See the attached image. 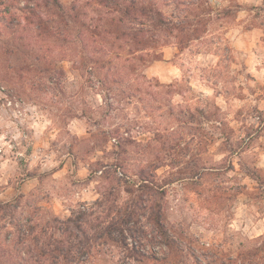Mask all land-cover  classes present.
<instances>
[{
    "label": "clouds",
    "instance_id": "9594fccd",
    "mask_svg": "<svg viewBox=\"0 0 264 264\" xmlns=\"http://www.w3.org/2000/svg\"><path fill=\"white\" fill-rule=\"evenodd\" d=\"M0 264H264V0H0Z\"/></svg>",
    "mask_w": 264,
    "mask_h": 264
}]
</instances>
